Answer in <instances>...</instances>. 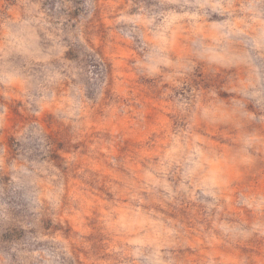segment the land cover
Listing matches in <instances>:
<instances>
[{
	"label": "clouds",
	"instance_id": "clouds-1",
	"mask_svg": "<svg viewBox=\"0 0 264 264\" xmlns=\"http://www.w3.org/2000/svg\"><path fill=\"white\" fill-rule=\"evenodd\" d=\"M99 16L109 38L131 49L133 86L147 82L169 102L171 120L153 130L175 146L180 190L218 198L232 183L231 166L264 160V0H0V264H75L76 238L56 233L85 214L79 182L87 177L65 153L83 151L97 115L114 119L120 107L99 53L89 75L74 67V49L94 35ZM213 138L243 150L225 160ZM210 161L224 163L210 172ZM148 183L146 191L169 190L162 180ZM100 220L118 239L142 240L150 249L144 264H171L161 257L174 229L150 237V221L120 205ZM255 231L238 225L218 239L234 247Z\"/></svg>",
	"mask_w": 264,
	"mask_h": 264
},
{
	"label": "rangeland",
	"instance_id": "rangeland-1",
	"mask_svg": "<svg viewBox=\"0 0 264 264\" xmlns=\"http://www.w3.org/2000/svg\"><path fill=\"white\" fill-rule=\"evenodd\" d=\"M93 29L91 38L76 45L74 67L78 73L89 75L99 53L109 68L107 91L120 107L114 119L106 113L97 115L81 142L85 145L83 151L77 147L75 152L65 153L66 157H76L75 168H83L87 177L79 182L85 214L66 221V233H56L65 239L76 238L70 245L75 264H144L143 256L150 249L142 240L129 244L126 239L135 236L118 239L102 225L100 217L109 211V205L138 209L152 225L148 230L150 237H156L162 228L174 229L175 234L168 241V257H161L170 259L171 264H264V160L231 166L232 183L218 198L205 196L199 189L195 193L180 190L178 166L170 165L175 146L166 141L162 132L153 130L171 120V114L165 112L169 102L149 91L147 82L133 86L135 77L128 71L131 49L109 38L107 20L99 16ZM203 138L196 136L197 140ZM209 144L225 160H230L237 149L243 150L235 140L225 144L213 138ZM223 163L210 161V172ZM149 180H162L169 190L155 187L154 191H146L145 185L153 188ZM133 193L147 203L132 200ZM238 225L245 229L255 227L256 231L234 247L218 239L221 232ZM68 264H72L71 259Z\"/></svg>",
	"mask_w": 264,
	"mask_h": 264
}]
</instances>
